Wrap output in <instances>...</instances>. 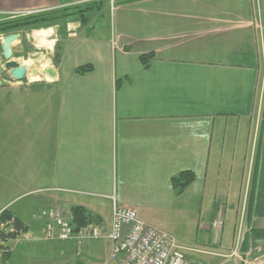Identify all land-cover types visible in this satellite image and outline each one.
<instances>
[{
  "label": "crops",
  "instance_id": "0c3cea01",
  "mask_svg": "<svg viewBox=\"0 0 264 264\" xmlns=\"http://www.w3.org/2000/svg\"><path fill=\"white\" fill-rule=\"evenodd\" d=\"M88 1L0 0V31L67 15L0 32L18 35L12 60L27 69L0 87V213L24 224L22 256L110 260L116 207L170 235L188 264H264V0ZM99 14L110 26L89 22ZM182 172L194 179L179 192ZM74 207L102 228L80 255L42 235L41 211L72 221Z\"/></svg>",
  "mask_w": 264,
  "mask_h": 264
},
{
  "label": "built area",
  "instance_id": "2783aa9c",
  "mask_svg": "<svg viewBox=\"0 0 264 264\" xmlns=\"http://www.w3.org/2000/svg\"><path fill=\"white\" fill-rule=\"evenodd\" d=\"M40 218L44 221L43 240L70 242L76 255L82 253L85 242L102 238L98 222L76 228L53 209L41 211ZM221 225L220 221H215L212 226ZM106 239L111 244L109 259L117 264H188L183 248L170 235L141 220L133 208H113Z\"/></svg>",
  "mask_w": 264,
  "mask_h": 264
},
{
  "label": "trees",
  "instance_id": "16d2710c",
  "mask_svg": "<svg viewBox=\"0 0 264 264\" xmlns=\"http://www.w3.org/2000/svg\"><path fill=\"white\" fill-rule=\"evenodd\" d=\"M135 0H126V2H132ZM68 10V9H67ZM66 11V10H65ZM61 13V14H59ZM82 11H79L81 16ZM67 15L64 12H52L44 13L36 16H28L24 18L15 19L13 21H8L3 23L2 29L0 32L9 33L17 32L27 29H36L43 28L48 24L57 22L59 18L66 17ZM85 19H83L84 21ZM58 56V53L55 55V58ZM143 65L146 66V62L143 57ZM91 70V66L86 65L79 67L75 72L79 75L85 74ZM194 179V176L191 172H182L180 175L172 179L173 187L177 188L178 191H182L189 183ZM72 221H70L73 227H81L88 225L96 221L95 217H92L81 207H74L72 210ZM24 224L21 220L13 216L9 211L4 210L0 213V251L1 257L3 260H8L10 252L8 250L7 242L12 240L14 242L23 234ZM11 242V241H10Z\"/></svg>",
  "mask_w": 264,
  "mask_h": 264
},
{
  "label": "water",
  "instance_id": "95a60500",
  "mask_svg": "<svg viewBox=\"0 0 264 264\" xmlns=\"http://www.w3.org/2000/svg\"><path fill=\"white\" fill-rule=\"evenodd\" d=\"M18 39L17 34H11L0 39V87L9 86L10 80L18 85L25 80L27 69L26 66L12 60L11 44ZM7 73L9 80H5L3 76ZM46 73L53 77V71L47 70Z\"/></svg>",
  "mask_w": 264,
  "mask_h": 264
},
{
  "label": "rangeland",
  "instance_id": "374dc122",
  "mask_svg": "<svg viewBox=\"0 0 264 264\" xmlns=\"http://www.w3.org/2000/svg\"><path fill=\"white\" fill-rule=\"evenodd\" d=\"M88 2H92L91 3V5H95V6H99V4L101 3L102 4V2H104V1H98V0H91V1H88ZM87 3V2H86ZM86 6V4H83L82 5V7H85ZM95 13H97V11L95 12ZM90 16V17H89ZM88 19H89V22H91L93 25H95V26H99V25H101V24H105V23H107L108 24V26H110V23H112L111 21L109 22V17H107V16H102V14H99V15H95V16H91V15H88ZM96 30H98V28L96 29ZM6 76V75H5ZM5 76H3L4 77V79L5 80H9V78H5ZM252 164H253V159L251 160V162L250 161H248V163H247V166H249V172H250V174H251V169H252ZM25 201H21V204L22 203H24ZM19 242H21L20 241V239L18 240ZM18 241H14L15 242V244L13 243V242H7V246H8V251H12L13 250V254L16 256V257H13V262L12 263H9V262H7V261H9V260H4V264H36V263H33L34 262V260H29V259H27V257L24 255V256H22V251H23V249H22V243H20L19 244V246L17 245L19 242ZM16 242H17V244H16ZM20 247V248H19ZM12 253V252H11ZM3 259V258H2ZM8 259V258H7ZM10 259H11V257H10ZM107 263V264H114V262L113 261H111V260H108V258H107V260L103 257V258H100V257H91V258H89L88 257V259H85L84 261H83V264H104V263ZM82 263V262H81Z\"/></svg>",
  "mask_w": 264,
  "mask_h": 264
}]
</instances>
